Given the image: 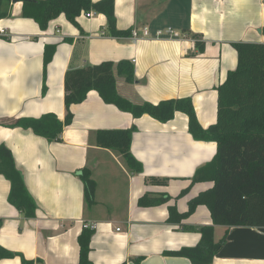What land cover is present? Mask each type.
<instances>
[{
	"label": "crops",
	"instance_id": "crops-1",
	"mask_svg": "<svg viewBox=\"0 0 264 264\" xmlns=\"http://www.w3.org/2000/svg\"><path fill=\"white\" fill-rule=\"evenodd\" d=\"M22 11L23 2L12 3L11 16L0 20V145L13 153L37 211L27 219L13 207L11 184L0 175V246L18 254L0 259V264H23V259L79 264L84 229L94 230L93 264H135L141 258V264H193L168 253L200 246V229L214 225L211 212L201 205L178 223L170 208L185 214L192 199L213 187L192 180L212 161L217 145L196 141L185 114L177 113L167 123L148 115L134 118L91 91L83 103L71 107L73 124L57 143L9 125L47 114L64 121L66 73L112 62L123 98L133 104L190 98L206 130L217 121V88L238 65L232 44L264 43V0H115L119 30L149 28L155 34L182 29L176 40L112 37L106 16L94 12L91 17L82 14L79 27L61 15L43 31L23 18ZM196 40L205 43L203 53L197 51ZM47 46L56 51L44 81ZM125 61L133 65L131 83L117 72ZM133 127L131 152L143 165L142 173L129 170L121 156L95 142L100 130ZM84 169L97 185L91 206L79 177ZM214 229L216 244L227 235L213 264H264V228Z\"/></svg>",
	"mask_w": 264,
	"mask_h": 264
},
{
	"label": "trees",
	"instance_id": "trees-1",
	"mask_svg": "<svg viewBox=\"0 0 264 264\" xmlns=\"http://www.w3.org/2000/svg\"><path fill=\"white\" fill-rule=\"evenodd\" d=\"M13 0H0V20L11 16ZM103 14L108 21L110 35L127 38L132 30L117 28L115 0H29L23 2L22 17L35 21L41 30H46L52 20L61 15L76 27L77 19L85 13ZM197 51H205V43L195 41ZM232 47L238 55V65L229 71L226 80L217 88V121L208 129H203L198 121L195 106L190 98L172 99L159 104H133L117 92L114 63L104 62L95 66L70 70L65 76V105L67 115L61 121L53 114L39 119H19L10 128L32 131L49 143H57L66 127L73 124L71 107L83 103L91 91H96L108 105L131 114L134 118L145 115L167 123L177 113L189 118V132L196 141L214 142L217 153L212 161L199 168L192 183H213V187L200 193L189 202L188 211L179 214L170 208L171 219L178 223L190 217L197 207L206 206L213 219V226L200 229L202 242L196 248H184L170 256L189 259L193 264H213L214 256L226 242L216 244L214 226L264 228V43H234ZM56 51L55 46L45 50V77L48 65ZM119 75L128 83L134 81V69L130 62L117 66ZM46 87L44 85V92ZM136 127L123 130H100L95 134L98 147L110 150L122 157L127 168L142 173L143 165L131 152V144ZM0 175L11 184L9 203L27 219L35 218L37 204L30 195L23 177L17 168L13 153L4 144L0 145ZM79 177L85 186V201L88 206L95 204L97 185L90 170L84 169ZM145 198L140 200L144 205ZM158 204L159 201L148 203ZM94 230L84 229L79 237V264H93L89 259L91 239ZM18 254L0 246V259H12ZM142 258L135 264H141ZM23 264H35L23 259ZM126 264V263H124Z\"/></svg>",
	"mask_w": 264,
	"mask_h": 264
},
{
	"label": "built area",
	"instance_id": "built-area-1",
	"mask_svg": "<svg viewBox=\"0 0 264 264\" xmlns=\"http://www.w3.org/2000/svg\"><path fill=\"white\" fill-rule=\"evenodd\" d=\"M84 15L86 17H91L92 13H85ZM3 33L4 32H0V35H3ZM181 36H182L181 33L175 31L172 28L156 31L155 34H152L151 30L149 28H144L142 30L135 29L131 33V37L136 41L141 40V39H152V38L154 40H164V39L176 40V39L181 38ZM86 228L94 229L95 227L94 226H91V227L87 226Z\"/></svg>",
	"mask_w": 264,
	"mask_h": 264
},
{
	"label": "water",
	"instance_id": "water-1",
	"mask_svg": "<svg viewBox=\"0 0 264 264\" xmlns=\"http://www.w3.org/2000/svg\"><path fill=\"white\" fill-rule=\"evenodd\" d=\"M25 1H29V0H13L12 3L25 2Z\"/></svg>",
	"mask_w": 264,
	"mask_h": 264
},
{
	"label": "rangeland",
	"instance_id": "rangeland-1",
	"mask_svg": "<svg viewBox=\"0 0 264 264\" xmlns=\"http://www.w3.org/2000/svg\"><path fill=\"white\" fill-rule=\"evenodd\" d=\"M166 4V3H165ZM174 27V26H173ZM175 28V27H174ZM177 32L182 33V29H177Z\"/></svg>",
	"mask_w": 264,
	"mask_h": 264
}]
</instances>
